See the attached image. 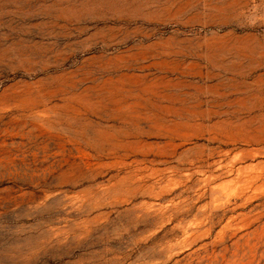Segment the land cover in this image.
Here are the masks:
<instances>
[{"label": "rangeland", "instance_id": "1", "mask_svg": "<svg viewBox=\"0 0 264 264\" xmlns=\"http://www.w3.org/2000/svg\"><path fill=\"white\" fill-rule=\"evenodd\" d=\"M0 264H264V0H0Z\"/></svg>", "mask_w": 264, "mask_h": 264}]
</instances>
